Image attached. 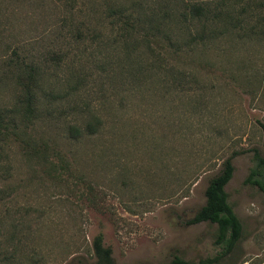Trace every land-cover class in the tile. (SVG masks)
I'll return each mask as SVG.
<instances>
[{"label": "rangeland", "instance_id": "rangeland-1", "mask_svg": "<svg viewBox=\"0 0 264 264\" xmlns=\"http://www.w3.org/2000/svg\"><path fill=\"white\" fill-rule=\"evenodd\" d=\"M0 36L35 69L29 112L0 80V264H88L97 234L115 264L221 251L214 225L183 223L231 152L264 155V0H0ZM232 165L244 240L222 264H264L252 153Z\"/></svg>", "mask_w": 264, "mask_h": 264}, {"label": "trees", "instance_id": "trees-1", "mask_svg": "<svg viewBox=\"0 0 264 264\" xmlns=\"http://www.w3.org/2000/svg\"><path fill=\"white\" fill-rule=\"evenodd\" d=\"M224 5V1H221L219 8L215 9V18H223V15L226 14L228 8H225L224 11ZM208 12H210L209 7L204 2L189 7V13L200 25L201 33L206 30ZM149 25L155 29L160 27L159 22L150 21ZM5 45L3 36H0V80H7L6 76L11 74L13 85L19 93L15 108L11 113H16L19 109L29 112L33 103L32 88L35 85L34 66L31 62H26V56L23 59L16 57L14 60L7 58L5 54L7 47ZM6 118L7 112L0 109V133L6 132L12 126L10 119ZM260 129L264 147V125H260ZM246 152L252 153L255 165L243 180V184L255 188L264 200V155H260L254 148L231 152L221 162L218 172L208 180L203 191V204L183 223L184 226L199 223L214 225L213 244L221 246V251L212 257L199 258L195 262L185 261L176 255H172L170 264H222L224 260L234 257L235 252L239 250L240 243L244 240L242 226L227 201L228 195L224 191V187L230 181L234 171L232 159ZM262 219L264 221V213ZM90 247L93 261L88 264H115L111 256V250L102 245L100 234L92 238Z\"/></svg>", "mask_w": 264, "mask_h": 264}]
</instances>
